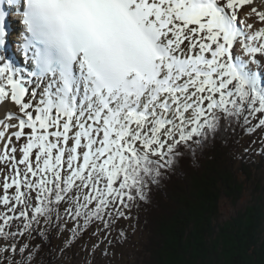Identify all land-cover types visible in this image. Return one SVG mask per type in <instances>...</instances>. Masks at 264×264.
Masks as SVG:
<instances>
[{
  "label": "snow or ice",
  "instance_id": "snow-or-ice-1",
  "mask_svg": "<svg viewBox=\"0 0 264 264\" xmlns=\"http://www.w3.org/2000/svg\"><path fill=\"white\" fill-rule=\"evenodd\" d=\"M253 3L0 0V264H33L54 229L70 243L128 219L221 127L264 129V10L239 16Z\"/></svg>",
  "mask_w": 264,
  "mask_h": 264
},
{
  "label": "trees",
  "instance_id": "trees-1",
  "mask_svg": "<svg viewBox=\"0 0 264 264\" xmlns=\"http://www.w3.org/2000/svg\"><path fill=\"white\" fill-rule=\"evenodd\" d=\"M245 133L237 124L221 127L203 143L182 148L148 184L145 198L130 207L144 233L132 264H264L263 165L233 156ZM250 187L249 203L219 222L221 203L237 202ZM53 240L52 230L33 241L41 245L33 262L56 264Z\"/></svg>",
  "mask_w": 264,
  "mask_h": 264
},
{
  "label": "rangeland",
  "instance_id": "rangeland-1",
  "mask_svg": "<svg viewBox=\"0 0 264 264\" xmlns=\"http://www.w3.org/2000/svg\"><path fill=\"white\" fill-rule=\"evenodd\" d=\"M250 8L248 9L246 5L239 16L243 12H248ZM253 19H249L251 23ZM256 25L259 26V23L257 22ZM252 123H256V120H252ZM233 151L234 159L237 161L239 158H249L261 162L263 169H261L260 177L264 184V129H257L255 133L246 132ZM252 190V187L245 190L241 199L235 203L228 199L224 200L221 203L219 222L230 218L244 208L249 203ZM126 214L128 219H119L110 229H104L99 221L92 223L84 233L70 243H68L70 232L54 229L52 249L58 255L56 264H132L137 256L135 249H138L144 240V233L140 226L134 224L133 210H126ZM98 228L100 232L94 234L97 233ZM121 230L124 233L123 236H121ZM120 240H124L123 243H119ZM94 244L98 245L95 249ZM33 263L37 264V262Z\"/></svg>",
  "mask_w": 264,
  "mask_h": 264
},
{
  "label": "bare ground",
  "instance_id": "bare-ground-1",
  "mask_svg": "<svg viewBox=\"0 0 264 264\" xmlns=\"http://www.w3.org/2000/svg\"><path fill=\"white\" fill-rule=\"evenodd\" d=\"M253 5H254L255 7H257L258 10H264V0H254ZM253 5H248V9H249L250 7H252ZM246 12H247V11H246ZM246 12H243V13L241 14L240 17H243L244 13H246ZM248 23H251V21L248 20ZM255 26H257V25H255Z\"/></svg>",
  "mask_w": 264,
  "mask_h": 264
}]
</instances>
